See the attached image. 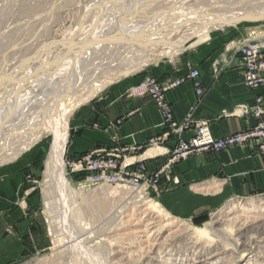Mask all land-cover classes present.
Here are the masks:
<instances>
[{
  "label": "rangeland",
  "instance_id": "374dc122",
  "mask_svg": "<svg viewBox=\"0 0 264 264\" xmlns=\"http://www.w3.org/2000/svg\"><path fill=\"white\" fill-rule=\"evenodd\" d=\"M105 1L0 0V121L14 113L13 110L17 112L29 106L28 115H30L41 109L45 101V93L50 91V84L47 82L54 78L57 71L55 65L58 60L55 58L59 48L56 44L61 43L64 37L74 32L91 14L95 15L97 9L102 10ZM134 1V5L127 6V8L125 6L126 10L121 11L125 10L121 13V19L127 18L135 10L137 12L132 14L134 18L129 24L121 27L136 28L139 25L142 27L141 23L144 25L155 19L160 21L168 14L170 18L175 14L180 16L179 13L181 16L189 14L202 17L205 12L248 13L252 9L257 11L264 7V0H139L142 3L138 0ZM169 11L174 15H171ZM203 16L205 17V14ZM184 17L182 20L184 24L185 22L187 24L183 26L182 24L174 26L170 22L175 17L171 20L169 18L170 21L167 22L170 23L165 22V25L164 23L162 25L152 23V26L153 24L155 26L148 29L151 33L147 32V39L156 40L152 38L155 35H157L156 38L158 35L162 38L161 34L162 39L167 40V43L165 42L156 49V52H166L165 50L170 49L169 43L177 42L179 39L176 38L180 37L183 31L192 32L194 27L199 25L197 19L194 20L196 17ZM262 27H264V20L252 21L250 19L213 28L208 33L212 36L233 33L235 30L237 32L248 31L239 42L241 43L257 35L256 32L262 30ZM197 29L199 26L195 28L196 31ZM197 37H190L174 55H163L160 58L150 57L146 64L141 66L136 64L134 67L131 65L138 63L139 59L145 55L143 54L145 50L142 52L139 49L141 53L137 49L134 53L133 50L126 49L124 46L110 44L94 48L87 58L78 61L76 65L78 80L80 83H86L87 88L90 81L93 85L92 81L102 73L111 74L116 80L133 72H139L159 61L181 56L205 42L195 41ZM230 41L235 42L234 39ZM149 54L147 52V55ZM24 87L25 90H23ZM27 87H31V90ZM76 94L72 98L77 97L80 91ZM18 103L23 105H18ZM87 103L89 101L82 103L81 106ZM25 113L27 111L23 112ZM70 116L67 125V142L63 152L64 172L69 183V189H67L69 197L67 195L66 199H63L61 193H58L54 187H50L48 182L45 161L51 141L50 135L34 142L18 155L26 152L32 161L25 173L24 183L27 186L25 189H29L36 195L43 227L40 238L44 239L45 246L15 264H202L199 261L203 262L205 258L210 257L206 256L209 255L207 252L214 248L221 253L219 256L223 258L221 262L223 260L224 264H264V239H258L262 236L261 234L250 231L246 239L237 238L241 231L239 229L241 219L252 220L259 214H263L261 217H264V211H260L264 210V193L249 196L234 195L227 196V198L224 194L221 197L203 196V203L195 209L194 213H186L185 209L180 208L178 211L182 213L174 214L162 206L158 197L165 189L162 185V177L168 176L173 164L179 160L170 165V171L166 169L161 175L155 176L154 173L167 163L171 154L168 153L165 161L159 166L149 170L145 160L140 158L142 161H137L139 159L133 158L147 147L125 159L144 163L143 172L137 170L136 163L122 168L124 164L122 158L118 160L119 167L113 172L120 176L117 177L121 180L118 181L120 183L87 182L85 181L86 170L76 169L77 159L87 151L74 158L67 154ZM117 146L126 147L125 145ZM151 153L152 151L147 152V154ZM141 174L142 176L137 177ZM127 180H132V183L138 186L128 183L123 185L122 181ZM184 203L181 202V204ZM148 205L161 210L160 215H157L154 210V212L150 210L143 213V209H146ZM148 221L154 223L144 229V224ZM158 223L161 224V228L156 231L155 225ZM160 242H162L160 245L162 248L157 249L156 245ZM229 257L231 258L227 260ZM219 260L212 258L210 260L213 261L212 263H208L207 260L205 263L217 264Z\"/></svg>",
  "mask_w": 264,
  "mask_h": 264
},
{
  "label": "crops",
  "instance_id": "0c3cea01",
  "mask_svg": "<svg viewBox=\"0 0 264 264\" xmlns=\"http://www.w3.org/2000/svg\"><path fill=\"white\" fill-rule=\"evenodd\" d=\"M261 29L256 33H263L264 27ZM235 31L209 36L181 56L118 78L98 91L70 116L68 156L78 157L98 146L144 144L161 134L165 128L154 100L149 95L131 96L129 89L147 75L162 82L185 78L189 65L199 70L202 94L198 95L187 79L166 92L178 122L191 116L183 135L190 136L200 120H207L218 138L251 128L258 120L253 115L258 98L264 108V85L253 89L245 86L235 46L248 31ZM244 108L249 111L244 112ZM112 136H116V142ZM174 144V137L169 136L162 144L147 147L133 158L145 160L152 170L165 161ZM149 151L152 153L147 154ZM31 162L25 152L0 165V264H15L45 246L40 238L43 227L36 195L25 189L24 176ZM168 174L162 177L165 189L158 200L177 215L182 213L180 208L194 213L203 203V196L224 194L227 198L264 193V155L249 145L191 153L173 164Z\"/></svg>",
  "mask_w": 264,
  "mask_h": 264
},
{
  "label": "bare ground",
  "instance_id": "6f19581e",
  "mask_svg": "<svg viewBox=\"0 0 264 264\" xmlns=\"http://www.w3.org/2000/svg\"><path fill=\"white\" fill-rule=\"evenodd\" d=\"M133 1L134 0H106L103 5V8L100 6L102 8V10L100 9L101 11L97 9V13L95 15L91 14V16H89L86 19V21L84 20V22H82V24H80L74 32H72L67 37H64L61 43L56 44V47L59 48L58 54L55 58V60H58V63H56L55 65V68H57V71L55 72L54 78L47 82L50 84V85L48 84L50 86L49 87L50 91L45 93V101L41 109L38 110V112L36 111L37 113H34V114L30 113V115H28V110H30L29 106L27 108L25 107V109H22V110L20 109L17 112L13 110L14 113H12L11 115H7V117L4 120L0 121V164L14 160L23 150L28 149L34 142L40 140L41 138L47 135H50L51 141L49 144V149H48V153H47V157L45 161V166H46L45 172L47 174L50 187H54L58 193L59 192L61 193V195L63 196V199H66L68 195L67 189H69V183L65 177V172H64L63 152H64L65 144L67 142V125H68L69 116L73 113L74 110L79 108L82 103L91 99L98 91H100L105 86H107V84L113 81L115 78L111 74L102 73V75H100L98 78L94 80L92 79L93 85H91V81H90V83L88 84V87L86 88L87 86L86 83H80V81L78 80L79 75H77L76 73L78 71V68L76 67V65L80 59L87 58L88 55L90 54V51L94 48L97 49L98 47L106 45V44L121 45V46H124L126 49L133 50L134 53H135V50L137 49L138 50L141 49L142 52L143 50H145L143 52V54L145 55L142 56L141 59H139L138 63L136 62V63H133V65H131V67H134L136 64L141 66V65L146 64L150 60V57L160 58V56H163V55L171 56V55L176 54L177 51L181 48V46H183L184 43L187 40H189L190 37L192 36H198L196 38L197 40L195 41H198V40L204 41L209 36L208 32L212 30L213 28H220L225 25L235 23L236 20H238L239 18L250 20L258 16H264V7L263 8L259 7L260 9L257 11H254V9H252L253 11L251 10V12H248V13L239 12V13L228 14L224 12V13L217 14L215 12L214 13L205 12L204 13L205 17L203 16L204 14L202 15V17H198L197 15L193 16L189 14L188 15L183 14L187 18L196 17L195 19L194 18L193 19L194 20L197 19L199 25H196L194 27V31L192 32L188 30L183 31L181 33L182 35L176 38L177 40L179 39L177 42L172 43L170 41L171 42L169 43L170 46L168 45L170 49L167 48L168 50H165L166 52L158 53L156 52L157 51L156 49L164 45V43L167 40L166 38L165 40L162 39L163 36L161 34L160 36L162 38H159V35H158V38H156L157 35H155V37H152V38H155L156 40L147 39L148 38L147 32H149L148 29L155 26L154 24L152 26V23L155 22L156 25L158 24L162 25V23H164L165 25V22L166 23L171 22L174 24V26H177L179 24H182L183 26L184 20L182 19L184 16H181L180 13H179L180 16L175 14V16H172V17H175V19L173 18L174 20L173 19L171 20L172 17L171 18L168 17L170 14H168L167 16V13H166L167 17L165 18H162L163 17L162 15H161L162 17L159 16L162 18L160 19V21L158 20L159 22L157 21V19H155V21H150L147 23L145 21L146 24L144 25H142L143 23L139 22L141 23L142 27H139L140 25L136 28H133V27L130 28L129 26L127 28L121 27L124 24L126 25L127 23L129 24L130 21H132V19L134 18L132 14L137 12L135 10L127 18L121 19L122 17L121 13H124V11L126 10L125 6L127 8V6L130 7V5L132 4L134 5L135 1L134 2ZM123 9L125 10L121 12ZM138 9H139V5L137 7V10ZM171 11L169 12L171 13ZM172 14L173 12L171 13V15ZM159 17L157 18L159 19ZM169 18L171 21L169 20ZM167 21H170V22H167ZM136 23L138 22L136 21ZM185 24L187 23L185 22ZM132 25L133 24H131V26ZM198 26H199V29H197L196 31L195 28H197ZM164 47L165 46H163V48ZM147 52L148 54L149 53L150 54L147 55ZM58 55H59V58L57 59ZM28 88L29 87H27V89ZM23 90H25V87ZM79 91H80V94H78L77 97L74 96L75 98H72V96L76 94V92L79 93ZM17 92H21V91H17ZM20 98L22 99V96ZM20 104L18 103V105ZM17 108L18 107H16V109ZM25 111H27V113L23 114V112ZM155 208L156 207L154 206L148 205L146 209H143V213H147V211L154 210L157 213V215H160L161 210L159 211L158 209H155ZM260 211H264V210L261 209ZM262 215L263 214H259L258 216L252 218V220H248L247 218L241 219L240 228H239L241 231H239L237 238L246 239L248 236L247 235L248 232L252 231L255 234L257 233V234L262 235L261 237H258V239L260 238H261L260 240L264 239V217H261ZM153 223L154 222L148 221L145 224L143 223L144 227L143 226L142 227L144 229H147L150 226V224H153ZM155 226L157 227L156 231L160 230L161 224L158 223ZM161 243L162 242L156 245L157 249L160 248ZM207 253H209V255H206V256H210V257L205 258L208 263H212L213 261H210V260L212 258H216V259H220L219 262L217 263V264H220L221 259H223L221 256H219L221 253L218 251L217 248H214L213 250L211 249V251ZM230 258L231 257H229L227 260H229ZM206 260L203 262L202 261H199V262L203 264L206 262ZM221 264H224L223 260Z\"/></svg>",
  "mask_w": 264,
  "mask_h": 264
},
{
  "label": "built area",
  "instance_id": "2783aa9c",
  "mask_svg": "<svg viewBox=\"0 0 264 264\" xmlns=\"http://www.w3.org/2000/svg\"><path fill=\"white\" fill-rule=\"evenodd\" d=\"M261 34V33H260ZM257 34L254 37L247 38L235 46V50L240 57L242 66V78L245 86L253 89L264 85V33ZM199 70L192 68L189 65V72L186 77H180L174 80L160 81L154 76H145L138 84L129 89L128 94L135 95H149L156 103L161 116L162 125L165 130L156 136L150 137L144 144H137L126 147L119 146H99L87 151L81 158L77 159V170H86L85 181L90 183L106 181L110 183H120V177L114 170L118 165V160L123 158V167L130 166L136 163L135 160L126 161L127 156L134 155V153L142 148L157 146L162 144L169 136L175 139L174 147L168 152L170 157L165 165H163L158 172L154 173L155 176L161 175L166 169L170 171V165L180 159H185L191 153H198L202 151L214 150L219 151L230 146H244L258 150L264 155V119L261 115L264 108L259 104L260 98L257 99L258 103L253 109V115L258 117L255 124L251 128L244 131L231 132L224 137H214L210 129V124L207 120H200L195 123L192 134L188 137L183 135L187 125L190 121V115L178 122L173 115L171 105L166 98L168 89L180 85L185 79L191 80L192 85L198 95L202 94L201 83L199 80ZM244 112L249 110L245 109ZM113 142H116V136H112ZM142 161V160H137ZM139 172L145 170V165L142 162L136 163ZM86 165V167H84ZM126 173V172H124ZM141 175H137L140 177ZM137 180V179H136ZM123 185L133 184L132 180L122 181ZM1 217V213H0Z\"/></svg>",
  "mask_w": 264,
  "mask_h": 264
},
{
  "label": "water",
  "instance_id": "95a60500",
  "mask_svg": "<svg viewBox=\"0 0 264 264\" xmlns=\"http://www.w3.org/2000/svg\"><path fill=\"white\" fill-rule=\"evenodd\" d=\"M244 20H245L244 18H239L238 20H236V23L244 21ZM251 20L252 21H261V20H264V16H258V17L254 18V19H251Z\"/></svg>",
  "mask_w": 264,
  "mask_h": 264
}]
</instances>
